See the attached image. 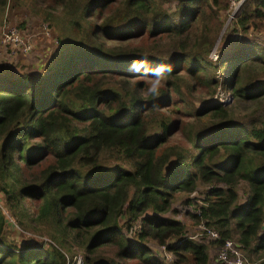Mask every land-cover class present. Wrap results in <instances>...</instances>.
Wrapping results in <instances>:
<instances>
[{
	"label": "trees",
	"instance_id": "obj_1",
	"mask_svg": "<svg viewBox=\"0 0 264 264\" xmlns=\"http://www.w3.org/2000/svg\"><path fill=\"white\" fill-rule=\"evenodd\" d=\"M43 1L60 8L51 15L63 19L53 56L36 79L0 75V192L20 226H45L57 246L7 243L0 208V264H66L60 248L72 247L84 253L80 264H164L140 243L165 245L174 237L178 243L167 248L175 264H208L206 245L182 238L185 224L163 216L177 193L194 192L199 184L212 188L200 215L192 216L215 223V243L235 232L244 248L264 257V116L227 124L231 109L218 99L204 101L193 117L220 124L188 137L192 152L167 146L179 121L161 113L171 104L170 93L181 91L182 71L209 86L219 79L201 78L213 67L233 100L264 96V81L248 77L244 67H263L264 47L229 41L217 64L209 59L228 0H177L173 12L164 7L168 0ZM233 21L241 32L264 31V0H246ZM163 37L171 43L169 55L133 42ZM230 60L237 64L223 72ZM140 62L148 69L171 66L158 96L135 79L150 76ZM26 201L36 203L35 211ZM124 211L126 224L140 220L134 241L122 234ZM103 247H112V255H96Z\"/></svg>",
	"mask_w": 264,
	"mask_h": 264
},
{
	"label": "rangeland",
	"instance_id": "obj_2",
	"mask_svg": "<svg viewBox=\"0 0 264 264\" xmlns=\"http://www.w3.org/2000/svg\"><path fill=\"white\" fill-rule=\"evenodd\" d=\"M177 0H168L164 4L168 12L175 10ZM234 5L231 0H228V8L219 11V19L222 23L220 32L216 37L215 44L210 51L209 59L214 63L218 60V56L224 44L229 41L253 42L260 47H264V31L256 28H250L247 32H241L234 27ZM240 8V7H239ZM237 9V11L239 10ZM45 10L46 12H44ZM61 11L60 8L55 7L52 3L47 4L43 0H0V75L11 74L14 76H30L36 79L43 73V68L47 65L53 56L56 47L58 46V35L60 34L59 27L62 26L60 18H54L52 15L58 16ZM236 11V12H237ZM59 13V14H58ZM52 14V15H51ZM95 15V14H94ZM47 17V19L44 18ZM101 19L98 17L96 24L100 23ZM59 23V24H58ZM16 30V33L14 32ZM102 40L110 44L116 45H130V43H120L118 40L111 41L105 37ZM172 41V40H171ZM135 43H144L153 47L156 52L167 55L173 51L170 47L169 39L163 37L159 41L154 38H144ZM173 43V42H172ZM217 64V63H216ZM237 62L230 60L227 62L226 69L223 71H232ZM245 68H249V76L257 74L256 81H264V66L261 67L257 62L255 64H246ZM211 70V71H210ZM242 74L239 72V75ZM178 80V85L181 91L179 93L171 92V104L165 106L162 114L168 115L169 120L179 121L177 127L172 130L168 136L167 146L175 147L181 150L187 147L192 152H195L191 141L188 137L195 135L200 129L207 130L214 128L220 124L215 120H210L208 117L196 119L193 117L194 109L202 106L204 101L218 99L223 107L231 109L227 124L234 122H245L248 117H263L264 116V96L257 100L238 101L233 100L231 92L225 85L221 84L220 72L210 67L207 70L206 76H202L201 80L205 81L210 77L219 79L218 84H211L209 86H198L196 77H192L182 71ZM237 75V73H236ZM135 79H142L148 87L152 83L151 76L141 75ZM177 79V77L169 78L170 81ZM134 80V79H132ZM162 86V85H161ZM163 87V86H162ZM222 124V123H221ZM223 125V124H222ZM216 159V157H215ZM217 161L216 163H220ZM212 188V185L199 184L194 192L185 193L179 192L175 195L172 210L163 214L164 217L176 219L183 222L186 226L185 233L182 238H189L195 242L206 245L209 263L217 264L223 261L226 264H262L264 257L260 253L246 249L238 241V234L232 233L228 239L232 242L234 253L226 257L225 260L220 258V253L223 250L221 244L215 243L214 231L218 233L215 223L208 222L206 219L195 218L192 215H200L199 208L204 205L206 194ZM238 202L242 203L245 198V185L240 182L237 186ZM31 211H35V202L26 201ZM0 208L5 216L6 223L4 225V232L2 238L7 243L16 247L23 246L26 243L30 245H40L42 248L50 246H57L53 240L50 232L46 230L45 226L24 228L20 226L7 210L4 201L3 193L0 192ZM150 214V213H147ZM128 215L124 211L119 216V223L122 227V234L126 239L134 241L135 233L140 230V220H135L127 223ZM127 225H130L127 227ZM264 230V223L263 229ZM219 235V233H218ZM220 238V235H219ZM179 237L168 239L165 245L158 244L154 240H146L140 245L146 247L151 253L158 257L164 264H175L176 256L168 248L167 245L177 244ZM19 248V247H18ZM60 250L65 254L66 264H80L83 258V251L72 247L71 250ZM112 247H103L99 249L96 255H112ZM182 264H191L189 261H184Z\"/></svg>",
	"mask_w": 264,
	"mask_h": 264
},
{
	"label": "clouds",
	"instance_id": "obj_3",
	"mask_svg": "<svg viewBox=\"0 0 264 264\" xmlns=\"http://www.w3.org/2000/svg\"><path fill=\"white\" fill-rule=\"evenodd\" d=\"M132 67L136 68L137 62L134 61ZM139 67L144 68L145 72L152 77V83L148 89L149 93L153 96H158L160 94V88L166 74L171 72V66L161 65L153 69H148L145 67L143 62H140Z\"/></svg>",
	"mask_w": 264,
	"mask_h": 264
},
{
	"label": "built area",
	"instance_id": "obj_4",
	"mask_svg": "<svg viewBox=\"0 0 264 264\" xmlns=\"http://www.w3.org/2000/svg\"><path fill=\"white\" fill-rule=\"evenodd\" d=\"M246 0H231V2L233 3L234 5V8H233V14L234 13H238L240 11V8L242 6V4L245 2ZM240 7V8H239ZM239 8V10L237 11V9ZM237 11V12H236ZM234 14V16L236 15ZM14 32L16 33V30H14ZM217 239L219 238V235L218 233H216L215 231L212 233ZM223 250L221 251L220 253V258L225 260L227 256L229 255H232L234 253V249L232 248V242L230 239H226L223 244ZM222 263H224L223 261H221ZM226 264V263H225Z\"/></svg>",
	"mask_w": 264,
	"mask_h": 264
}]
</instances>
